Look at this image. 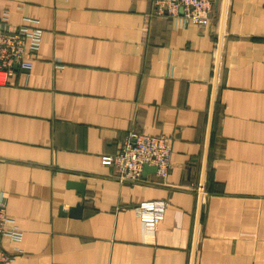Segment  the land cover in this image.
Returning <instances> with one entry per match:
<instances>
[{"label":"crops","instance_id":"crops-1","mask_svg":"<svg viewBox=\"0 0 264 264\" xmlns=\"http://www.w3.org/2000/svg\"><path fill=\"white\" fill-rule=\"evenodd\" d=\"M213 8L202 26L152 0H0V32L41 30L0 85L7 264H264V0ZM132 129L169 137L164 178L101 162ZM146 200L166 202L154 229Z\"/></svg>","mask_w":264,"mask_h":264},{"label":"built area","instance_id":"built-area-1","mask_svg":"<svg viewBox=\"0 0 264 264\" xmlns=\"http://www.w3.org/2000/svg\"><path fill=\"white\" fill-rule=\"evenodd\" d=\"M152 14L179 18L184 22L206 25L214 15L213 0H152ZM41 30L38 27L20 26L14 32H0V85L7 82L14 70L29 71L33 66L32 54L40 45ZM171 144L164 134H149L129 130L112 155L103 156V164L112 165V177L119 182L143 180L144 165L154 166L155 173L164 178L170 167ZM164 200H146L135 206L143 227L154 229L165 211ZM8 237L15 242L22 238V231L6 224V209L0 196V240ZM16 251L19 249L16 247ZM13 255L0 245V264H7Z\"/></svg>","mask_w":264,"mask_h":264},{"label":"water","instance_id":"water-1","mask_svg":"<svg viewBox=\"0 0 264 264\" xmlns=\"http://www.w3.org/2000/svg\"><path fill=\"white\" fill-rule=\"evenodd\" d=\"M146 172H155V167L154 166L144 165L143 174L146 173ZM68 184L76 186V188L78 189L79 193L81 195H83L84 189H83V184L82 183L70 180ZM80 209H81V204H76L74 207L71 208V213H73L75 215H79ZM63 213H65V212H63Z\"/></svg>","mask_w":264,"mask_h":264}]
</instances>
